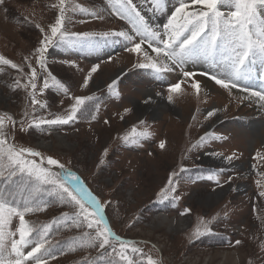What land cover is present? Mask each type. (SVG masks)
Here are the masks:
<instances>
[{
  "label": "rangeland",
  "instance_id": "rangeland-1",
  "mask_svg": "<svg viewBox=\"0 0 264 264\" xmlns=\"http://www.w3.org/2000/svg\"><path fill=\"white\" fill-rule=\"evenodd\" d=\"M90 1L76 0L93 9ZM92 1L99 2L97 10L106 7L101 0ZM55 2L6 0L7 13L0 9V55L23 65L24 57L39 46L41 39V33L34 24L39 23L47 31V26L54 23L57 15V10L50 7ZM70 15L72 18L67 27L71 32L101 33L127 27L107 12L104 20L80 13ZM24 17L31 19L33 24L25 23ZM164 20L165 17H160L158 22ZM109 57L111 62H104ZM135 59L134 54L124 51V42L102 44L95 51L49 49V71L69 87L70 95L98 96L100 110L95 120L82 119L45 132L34 129L21 131L17 123L13 143L51 156L76 172L102 203L109 200L105 216L113 223V230L125 239L137 241L146 255L160 260L161 264H264V250L260 247L264 242V227L257 218L264 217V198L258 196L264 189L256 183L261 179L256 172H264V159H253L257 151L264 152V110L249 101H238L235 90L230 96L205 76L196 77L203 89L199 99L190 87L182 85L186 93L175 94L172 104L144 105L142 101L148 93L155 97L157 91H164L165 83H176L178 74H166L164 81H158L147 70L133 69ZM65 60L75 61L83 71L63 63ZM93 63H100V70L94 75L89 89H82L83 76ZM195 70L209 71L203 64L196 65ZM28 71L24 66V72ZM123 72L127 74L119 82L121 97L116 100L107 94V83ZM16 78V70L6 68L0 74V113L7 112L20 121L28 100L23 90H12L11 85ZM259 85L260 81H256L253 87L259 90ZM39 98L47 101L48 108L42 110L46 118H51L49 113L63 114L70 104L63 94L52 89ZM133 101L134 105L130 103ZM152 106H155L154 111L148 109ZM127 107H133V112L121 120L120 115ZM214 108L221 111L206 121L205 114ZM28 111L31 112V108ZM40 114L37 113L38 116ZM194 115L195 120L192 119ZM140 120L149 128L151 137L142 140L139 146L123 145L119 137L133 126L142 127ZM203 130L226 139L213 140L203 148L188 151L190 145L199 139L196 137L204 135ZM56 136L63 138L68 146L60 143ZM161 140L166 141L163 150L159 148ZM105 148L113 159L104 158L105 164L110 161L107 164L110 170L102 168L103 165L97 167ZM113 149L124 154H112ZM150 152L153 155H149ZM211 152L225 156L236 153L239 158L229 165L222 158L208 154ZM182 155V166L189 170L202 167L203 172L189 174L195 179L194 183L179 181V201L160 203L157 193L167 183L170 173L177 171ZM253 164L256 165L255 170L252 169ZM220 168H225L220 174L223 187H217L206 178ZM229 177L231 183H225ZM148 205L156 208L150 209ZM185 206L191 209L192 214L180 216ZM213 216H218V220L211 227L219 237L227 240V246L198 248L189 245L186 234L195 227L198 217L209 220ZM180 221L187 222L186 226L181 225L179 229L172 226ZM17 225L18 220H14L13 230ZM237 239L242 244L233 246ZM163 253L167 258L162 256Z\"/></svg>",
  "mask_w": 264,
  "mask_h": 264
},
{
  "label": "snow or ice",
  "instance_id": "snow-or-ice-1",
  "mask_svg": "<svg viewBox=\"0 0 264 264\" xmlns=\"http://www.w3.org/2000/svg\"><path fill=\"white\" fill-rule=\"evenodd\" d=\"M104 3L106 7L97 10L76 0H56L50 7L57 10V15L54 23L47 26V31L39 23L34 24L41 39L39 46L24 57L23 65L0 55V74L6 68L16 70L18 78L11 88L23 90L28 100L20 121L7 112L0 113V264H49L60 255L77 251L88 253L77 264H161L160 260L146 255L137 241L125 239L113 230L105 217V204L85 186L76 172L51 156L13 143L17 123L21 131L45 132L82 119L95 120L100 110L98 96L70 95L69 87L49 71V49L95 51L102 44L124 42V51L136 58L133 69L147 70L158 81H164L166 74H178L176 83H165L164 91H157L155 97L147 95L142 101L144 105L156 103L157 98L172 104L175 94L186 93L182 85L190 87L199 99L203 89L196 77L205 76L230 96L235 90L238 101H249L264 110V0H104ZM5 5L6 0H0V9L7 13ZM105 12L123 21L127 27L101 33L68 30L70 13L104 20ZM160 17H165L164 22H158ZM24 22L33 24L28 17H24ZM104 62H111V57ZM63 63L83 71L73 60ZM198 64L205 65L209 71L197 72L195 66ZM24 66L28 72H24ZM100 67V63L91 65L83 76L82 89H89ZM126 74L119 73L107 83L110 97L120 99L118 85ZM256 81H260L259 90L253 87ZM49 89L63 94L70 104L63 114L49 113L51 118H46L42 110H46L48 104L39 97ZM130 103L135 104L134 101ZM219 111L215 108L207 111L204 119L210 120ZM38 112L41 113L39 116ZM132 112L133 107L124 108L120 119ZM192 119H196L195 115ZM139 125L142 127L133 126L119 137L123 145L139 146L142 140L151 137L152 133L144 126L143 120ZM222 139L226 137L206 131L188 151ZM165 147L166 141L161 140L159 148L163 150ZM208 154L222 158L229 165L239 158L236 153L227 156L220 152ZM107 156L108 148H105L99 165L105 164ZM256 158L264 159V152L257 151L253 159ZM252 169H256L255 164ZM224 171L225 168H220L206 178L217 187H223L220 174ZM188 172L189 169L182 165L178 171H172L167 183L157 193V201H179V181L195 182ZM256 175L261 177L256 181L257 186L264 189V172H256ZM225 183L230 184L231 177ZM258 196L264 198V190L259 191ZM53 206L69 210L61 211L48 222L26 218L46 212ZM190 213L191 209L185 207L180 216ZM257 218L264 227V217ZM14 220H18V225L13 230ZM217 220L218 216L210 220L198 218L189 241L217 235L211 227ZM65 231L72 235L56 239ZM241 244L242 241L237 239L233 246ZM260 247L264 250V242ZM92 252H95V258Z\"/></svg>",
  "mask_w": 264,
  "mask_h": 264
},
{
  "label": "trees",
  "instance_id": "trees-1",
  "mask_svg": "<svg viewBox=\"0 0 264 264\" xmlns=\"http://www.w3.org/2000/svg\"><path fill=\"white\" fill-rule=\"evenodd\" d=\"M35 1H37V0H35ZM101 1L104 3V0H101ZM90 2H91V5L93 6V8L97 9V5L96 4H98L99 2H97V1L93 2L92 0ZM17 20H19L18 17H17ZM23 27H26V26L24 25ZM27 29L30 30L29 28H27ZM32 29H34L33 26H32ZM35 32H37V31H35ZM203 132H205V131L203 130L202 133ZM111 153L115 154V155L124 154L123 152H118V151H116L114 149L112 150ZM183 157L184 156L182 155L181 156V163L178 165L177 171L179 170V167L183 164V161H182ZM108 158L112 159L110 153L108 154ZM109 162L110 161H108L106 164H103L102 168H104L106 170H110L111 168L109 166H107V164H110ZM98 165H99V163L97 164V167H98ZM99 167H100V165H99ZM198 168L199 167L194 168V169H190L188 174H197V173H199L200 171L198 170ZM106 202H109V200L106 199L104 201L105 209H107V203ZM148 208L154 209V208H156V206H149L148 205ZM68 210L69 209L66 208V207L65 208H61L59 206H53V207H50L46 212L38 213V214H35V215H29L26 218L29 219L30 221L48 222L51 219H53L54 217L59 216L61 211H68ZM191 214H192V211L188 215H191ZM198 218H200V217H198ZM205 220H207V219H205ZM194 225H196V223ZM191 230H189V232L186 234V236L188 237V244L193 246V247L198 246V248H200V247H209V246H216V247H225V246H227V240L225 238H223V237H219L218 235H215V236H212V237L205 236V237H202L200 239H194V240H192L190 242L189 241V235H190ZM187 231L188 230H186V232ZM71 235H72L71 232L65 231V232H62L61 236L56 237V239H63L65 237H68V236H71ZM87 254L88 253L83 252V251H77L76 253H68V254H65V255H60V256H58V258H56L54 260H50L49 264H77V262L80 261ZM92 256H93V258H95V252H92ZM163 256H166L165 253H163Z\"/></svg>",
  "mask_w": 264,
  "mask_h": 264
},
{
  "label": "bare ground",
  "instance_id": "bare-ground-1",
  "mask_svg": "<svg viewBox=\"0 0 264 264\" xmlns=\"http://www.w3.org/2000/svg\"><path fill=\"white\" fill-rule=\"evenodd\" d=\"M149 94H150V93H148V95H149ZM0 99H2V97H1V92H0ZM156 104H158V106H159V104H160V105H167V102H166V100H159V99L157 98V102H156ZM154 107H155V106L148 107V109L154 111V110H155ZM56 138H57L58 140H60V143H63L64 146L67 145V143L65 142V140H64L63 138H61L60 136H56ZM67 146H68V145H67ZM219 161L222 162L221 160H219ZM164 220H165V219H164ZM186 223H187V222H186ZM186 223L180 221V222H178V223L176 222V224H174V225H172V226H174L176 229H179V227H181V225L186 226ZM175 228H174V229H175Z\"/></svg>",
  "mask_w": 264,
  "mask_h": 264
}]
</instances>
